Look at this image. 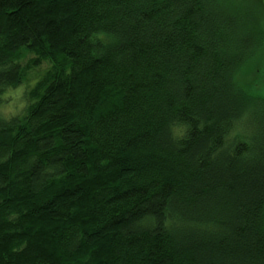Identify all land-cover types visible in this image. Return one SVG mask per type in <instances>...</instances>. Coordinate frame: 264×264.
Here are the masks:
<instances>
[{
	"label": "trees",
	"instance_id": "16d2710c",
	"mask_svg": "<svg viewBox=\"0 0 264 264\" xmlns=\"http://www.w3.org/2000/svg\"><path fill=\"white\" fill-rule=\"evenodd\" d=\"M263 56L264 0H0V264H264Z\"/></svg>",
	"mask_w": 264,
	"mask_h": 264
},
{
	"label": "rangeland",
	"instance_id": "374dc122",
	"mask_svg": "<svg viewBox=\"0 0 264 264\" xmlns=\"http://www.w3.org/2000/svg\"><path fill=\"white\" fill-rule=\"evenodd\" d=\"M33 57L34 55L29 54L22 59V65L24 66L22 81L18 87L8 92L7 102L1 108L3 114L8 116L10 114H21L30 103L28 92L48 69L49 65L44 62L40 63L38 67H29V61Z\"/></svg>",
	"mask_w": 264,
	"mask_h": 264
},
{
	"label": "water",
	"instance_id": "95a60500",
	"mask_svg": "<svg viewBox=\"0 0 264 264\" xmlns=\"http://www.w3.org/2000/svg\"><path fill=\"white\" fill-rule=\"evenodd\" d=\"M256 76L257 78L253 81L252 89L264 93V56L258 65Z\"/></svg>",
	"mask_w": 264,
	"mask_h": 264
}]
</instances>
